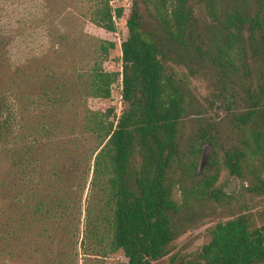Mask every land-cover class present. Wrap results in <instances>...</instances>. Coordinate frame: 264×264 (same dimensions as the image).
<instances>
[{
	"label": "trees",
	"instance_id": "1",
	"mask_svg": "<svg viewBox=\"0 0 264 264\" xmlns=\"http://www.w3.org/2000/svg\"><path fill=\"white\" fill-rule=\"evenodd\" d=\"M77 3L71 30L40 0L45 46L16 61V19L0 0V264H89L118 252L119 264H264V224L246 215L217 222L191 256L172 253L202 204L233 197L222 171L243 178L247 161L264 190V0H132L120 71L104 69L117 42L85 25L115 33L125 7ZM64 40L70 61L54 48ZM52 52L70 63L62 76L47 64ZM25 63H42L38 77ZM204 74L200 103L189 83ZM116 85L118 115L88 107ZM217 101L219 121L208 116ZM204 144L213 154L199 172Z\"/></svg>",
	"mask_w": 264,
	"mask_h": 264
},
{
	"label": "rangeland",
	"instance_id": "2",
	"mask_svg": "<svg viewBox=\"0 0 264 264\" xmlns=\"http://www.w3.org/2000/svg\"><path fill=\"white\" fill-rule=\"evenodd\" d=\"M6 1V5L13 9L14 18L16 19L17 34L15 41L11 46V54L13 59L20 61L27 53L37 52L38 49L45 46L46 33L36 18L37 3L40 0H1ZM48 7L49 14L57 18V21L66 28H71L75 25L74 15L78 8L77 0H43ZM113 6L125 7L124 18L116 19L115 33L106 32L93 26L90 23L85 25V31L95 37L112 40L117 42V47L111 51L108 60L104 63V69L107 71H120V43L127 37V29L125 25V18L129 13V7L132 0H112ZM71 45L70 40L60 41V46L56 43L54 48L63 50V58L65 61L71 59ZM58 47V48H57ZM64 47V48H62ZM65 53V54H64ZM56 53L52 52L53 63H47L54 73L62 76L63 71L68 69L70 63H57L59 58H55ZM29 67L28 72L38 77V70L42 71V63H25ZM38 69V70H37ZM34 81V80H33ZM39 81H43L42 78ZM210 79L208 75L198 76L196 79L190 78V88L192 93L198 98L200 103H203L209 90ZM44 82L42 83V85ZM30 88V93L37 92V88L27 84ZM216 103L221 104V108L216 107ZM88 107L92 109L104 110L108 106H114L115 112L118 115L122 108V100L120 96L119 87L113 86L112 97L109 101L88 99ZM73 110L72 108H69ZM220 109V110H219ZM219 110V114H216ZM208 116L219 121L224 119L226 111L221 101L215 102L212 109L208 111ZM200 159V158H199ZM219 160H222V150L219 149ZM243 178H239L238 191L233 197L226 198L224 205H217L211 201H206L202 204L194 215H191L189 226L186 231L179 236L172 251L175 255L189 257L200 247L207 242V231L213 227L217 222L234 218L239 215L248 216L253 225L258 227L264 224V190H258L255 182H252L250 174L248 173V162H244ZM232 175H227L225 171L221 172L219 177V186L223 187L230 181ZM246 187V188H245ZM126 262L122 252H118L110 257L99 261H90L89 264H119ZM169 258H165L155 264H168Z\"/></svg>",
	"mask_w": 264,
	"mask_h": 264
},
{
	"label": "water",
	"instance_id": "3",
	"mask_svg": "<svg viewBox=\"0 0 264 264\" xmlns=\"http://www.w3.org/2000/svg\"><path fill=\"white\" fill-rule=\"evenodd\" d=\"M216 107L221 108L220 103H216ZM220 110V109H219ZM219 110H216V114H219ZM213 154L212 147L209 144H204L201 149L200 159H199V172H202L208 165L209 158ZM238 178L233 176L230 181H228L223 187L222 192L226 195L234 194L238 191L239 184Z\"/></svg>",
	"mask_w": 264,
	"mask_h": 264
},
{
	"label": "flooded vegetation",
	"instance_id": "4",
	"mask_svg": "<svg viewBox=\"0 0 264 264\" xmlns=\"http://www.w3.org/2000/svg\"><path fill=\"white\" fill-rule=\"evenodd\" d=\"M237 177V176H236ZM238 178V177H237ZM238 180H239V178H238Z\"/></svg>",
	"mask_w": 264,
	"mask_h": 264
}]
</instances>
